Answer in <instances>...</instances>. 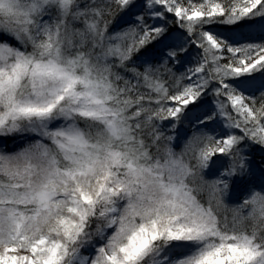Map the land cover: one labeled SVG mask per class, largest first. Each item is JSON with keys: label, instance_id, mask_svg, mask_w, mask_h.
<instances>
[{"label": "snow or ice", "instance_id": "obj_1", "mask_svg": "<svg viewBox=\"0 0 264 264\" xmlns=\"http://www.w3.org/2000/svg\"><path fill=\"white\" fill-rule=\"evenodd\" d=\"M113 5L132 20L110 32ZM15 136L37 138L0 152V264H264V169L257 188L243 147L264 148V0H0Z\"/></svg>", "mask_w": 264, "mask_h": 264}, {"label": "trees", "instance_id": "obj_2", "mask_svg": "<svg viewBox=\"0 0 264 264\" xmlns=\"http://www.w3.org/2000/svg\"><path fill=\"white\" fill-rule=\"evenodd\" d=\"M104 2H105V0H97V3H104ZM196 2L198 3L199 0H196ZM78 3L81 6H84L85 4L90 3V0H78ZM112 7H113V12L115 13V16L114 17L113 16H106L105 17L106 19L112 20V24L110 25V29H109L110 32L118 31V30L126 27L128 24L131 23V20H132V17L129 16L128 19L126 17L120 23H116V20H118L121 15L119 13H116L115 5H113ZM172 20H173L172 16H169L167 22H165V21H158V23H167L170 31H172L173 33H178L180 30L178 29V27L176 26L175 23L171 22ZM213 30L214 31H217V32H224L225 34H228V35H231L232 34V33L228 32L227 29L224 26H221V25L214 26ZM245 31H247V30H245ZM10 42L13 43V44L16 43L15 41H10ZM189 53L190 54H197V49L195 47H193V48L190 49ZM144 56H145V54L144 53H141L139 56L134 57V61L137 64H139L143 60ZM184 70L185 69L181 65H177V66H175L173 68V71L177 75H179ZM185 83H187V81H185ZM257 96L259 97V94L258 93H257ZM203 99L205 101L206 100L207 101H213L214 97L212 95H208V96L204 97ZM36 138L37 137H34V136H15V137H7V138L0 139V152L12 153V152L18 151L25 144H27L28 142H30L31 140H34ZM250 143L251 142H249V141H245L243 147H245V145L250 144ZM256 146L262 148L260 145H256ZM174 149L177 152H179L182 149V147L177 146ZM263 150H264V148H263ZM263 150H262V153H261L262 154V157L259 156V152L256 151L255 149L252 150V151H250L249 154H247L248 155V158L253 159V162L254 163L252 165L256 166V168L258 170L264 169V151ZM206 177L209 178L208 175H206ZM200 199L202 201H205L206 200V197L202 195L200 197ZM225 203L229 207L235 206L236 204H238V203L231 204L227 200H225ZM222 211H223V209H222ZM94 228H95V224H93V230H94Z\"/></svg>", "mask_w": 264, "mask_h": 264}, {"label": "rangeland", "instance_id": "obj_3", "mask_svg": "<svg viewBox=\"0 0 264 264\" xmlns=\"http://www.w3.org/2000/svg\"><path fill=\"white\" fill-rule=\"evenodd\" d=\"M126 18L127 19L129 18V16L127 15H121L120 18L118 20H116V23H120L121 21H123V18ZM197 57V54H190L188 53V55L186 57H183L182 61H181V66L185 69L186 67L188 66H191L195 63V59ZM212 101H205L204 99L202 100V103L205 104V105H210ZM183 141H184V137L181 135L180 137H178L174 142H173V147H182L183 146ZM246 147V152L247 154L250 153V151L252 150H256L259 152V156L262 157V150L263 148H260L258 146H256V144H247L245 145ZM264 151V150H263ZM223 159V162L224 164H227L228 161L226 158H222ZM251 162V166L253 167V169L255 170L256 172V176H257V188L259 187V182H260V170H258L256 168V166L252 165L254 162H253V159L251 158H248ZM205 174L208 175L209 178H212V174L207 172V170L205 171ZM250 194V189L248 187H245L243 185H236L235 187H233L229 193V195H227L225 197V200H227L229 203L231 204H235V203H239L241 202L247 195ZM92 251L91 248H86V249H83L82 250V254L83 255H88L90 252Z\"/></svg>", "mask_w": 264, "mask_h": 264}]
</instances>
